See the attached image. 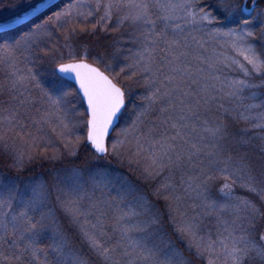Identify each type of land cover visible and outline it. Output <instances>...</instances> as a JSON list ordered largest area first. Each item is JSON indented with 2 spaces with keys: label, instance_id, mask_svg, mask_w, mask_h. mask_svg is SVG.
<instances>
[{
  "label": "snow or ice",
  "instance_id": "6c2138e0",
  "mask_svg": "<svg viewBox=\"0 0 264 264\" xmlns=\"http://www.w3.org/2000/svg\"><path fill=\"white\" fill-rule=\"evenodd\" d=\"M11 7L14 14L0 19V65L9 70L14 103L0 107V145L13 167L21 170L41 154L49 160L75 156L83 142L100 159L141 169L146 182L165 169L198 168L182 181L184 192H195L213 211L230 209L236 226L226 224L215 239L201 235L166 177L152 194L165 200L174 230L189 238L186 251L207 264H264V143L255 159L222 158L218 141L226 129L209 126L202 114L218 101L224 108L226 97L239 101L225 111L251 121L264 142V0H19ZM113 17L112 31L133 28L128 42L135 47L124 49L123 62L117 48L89 63L87 47L77 51L80 35L95 36ZM205 37L225 51L205 55ZM45 57L53 65L47 86L18 66ZM33 86L40 89L39 108ZM133 86L144 91L129 112ZM142 159L150 162L142 165ZM102 175L117 192L115 203L56 184L21 188L0 179V264H89L58 224L56 207L96 264H191L179 248L149 243L161 214L148 192L107 169ZM215 179L225 181L219 191L228 203L210 202ZM233 185L251 198L236 195Z\"/></svg>",
  "mask_w": 264,
  "mask_h": 264
},
{
  "label": "trees",
  "instance_id": "16d2710c",
  "mask_svg": "<svg viewBox=\"0 0 264 264\" xmlns=\"http://www.w3.org/2000/svg\"><path fill=\"white\" fill-rule=\"evenodd\" d=\"M209 2H211V0H209ZM115 23L116 20H113L112 23L108 25L107 29H98L95 36H90L87 34L80 35L79 39L81 43L77 51L82 52L84 50V47H87L89 56L88 62L92 63L95 57L98 55L109 56L113 53H116L117 48L121 49L118 55L121 58V62H123V57L125 55H129V53L124 51V49L135 47V45L128 42L130 39V34L133 32V28L128 24H125L119 31L114 32L112 31V27ZM257 37H259V32H257ZM60 43L61 45L64 44L63 37L60 38ZM253 43L259 45L260 41L257 38L253 41ZM63 54L65 57L67 56V49H63ZM58 56L59 53L57 54V57ZM19 65L23 67L24 72H27V70L30 68L32 70V73L35 75L36 80L39 81L42 85L47 86L51 84V72L53 70V65L49 61V58H43V62L36 60L31 63H20ZM98 66L103 70L102 64ZM4 68L6 67L4 66ZM0 77L2 76L0 75ZM33 88L34 94L36 95V87L33 86ZM38 90L40 94V89L38 88ZM143 91V88L133 86L132 96L129 102V112L131 111L132 105H138L140 103L138 96ZM217 103H219V101L213 103L207 111L202 110V114L203 117L208 120V122H212V126L221 125L226 129L224 139L218 141L220 148L223 150L221 153V157L227 158L229 155L232 156L233 154L232 157L237 158L239 156H244L245 154H247L250 159H255V157L259 153L262 143H264L259 138V130L252 128L251 121H243L241 119H238L236 112L225 111V109L236 108L240 103L239 101L230 100L226 97L223 100L224 108L217 107ZM244 103H248V101H244ZM127 119L128 116L121 119L120 125L124 126ZM204 159L207 160V157H204ZM111 161L112 162L109 163L107 158L100 159L91 151H86L84 144H82L76 157L70 162L66 164L60 163L55 167L50 164L51 166L45 165L43 167L36 168V181L39 182L38 175L40 173H43L45 171L52 172L56 169H61V171L69 170V172L71 173L76 172L81 174L80 176H82L81 178L84 180L83 185L87 186L86 189H88L89 185H91V183L88 182L89 177L95 174H99V176L102 175V170L104 169H107L113 175L119 174L121 176L127 177L129 178L130 182L136 184L141 190L148 192L149 198L153 201L154 205H156L155 210L161 214V224L154 227V235L149 238V243L158 244L161 248L164 249H166L169 245L174 246L184 252L185 257L191 262V264H206L204 260L194 258L188 253V251H186L189 238L181 237L179 233L174 230L172 222L168 219V209L164 207L166 203L165 200L163 198H158L152 194L154 189L157 188L161 182H164L165 178L167 177L169 179V182L175 188L176 194L180 195V188H183L185 186L182 181H186L188 179V175L193 173L191 172L192 168L185 167L181 170L176 169L173 173L165 169L163 174L161 175L162 177H160L162 179H152L146 182L143 179L142 175L139 176L141 174L140 169H137V171L134 172L126 165L118 164L115 160H112V158ZM49 178L51 180V175ZM61 178L63 179L65 177ZM62 179L60 181V184L62 182ZM216 182L217 183L215 184L211 183V185H209L211 197H216L215 199L217 201H224L225 197L220 193L219 188L225 181L219 179ZM238 188L239 186H237V189ZM236 193H238V191H236ZM107 196L114 203L117 192L110 191L107 193ZM54 211L57 216L58 224L64 229L75 248L81 251L85 255V257L88 258L89 264H96V257L89 250L87 244L82 239H80L78 231L74 227L70 228L67 218L64 217L63 213L59 211V208L54 209ZM190 214L191 212H188L187 216H189ZM173 215L176 216L177 220L180 219L178 213L174 212ZM191 217L192 216H190V219ZM198 222H201V217L198 218L197 223ZM48 235H52L51 231L48 232ZM49 242V240H44L42 243L44 245H47ZM51 258L52 255L50 254L49 259Z\"/></svg>",
  "mask_w": 264,
  "mask_h": 264
},
{
  "label": "rangeland",
  "instance_id": "374dc122",
  "mask_svg": "<svg viewBox=\"0 0 264 264\" xmlns=\"http://www.w3.org/2000/svg\"><path fill=\"white\" fill-rule=\"evenodd\" d=\"M19 0H0V19L10 17L14 14V10L11 7L13 4H17ZM98 18V17H94ZM93 18V19H94ZM113 20H116L115 17H113ZM123 28V27H122ZM116 32V31H115ZM207 40V43L205 47L207 48V52L205 55L212 56L215 53H220L221 51H225V49H222L219 45L218 42L208 40L207 37H205ZM81 48V47H80ZM0 107H5L9 103H14V101L11 100V94L9 92V87H10V80L8 76L9 70L7 68H4V65H0ZM19 68L24 72L23 67L18 65ZM3 67V68H2ZM38 88H36V95L34 94V88H31V95L32 97L36 98L37 103L35 107L39 108L41 107L40 103V95L39 94ZM80 111H83V107H80ZM33 115H38V113L33 112ZM209 126H212V122L209 121ZM81 135H86L84 132L83 128L80 130ZM83 144V142H82ZM81 144V145H82ZM17 146H21V142L17 141ZM134 150V149H133ZM210 150V149H209ZM233 156V154H232ZM75 156H70V155H65L63 158L58 159V160H49L46 159L42 154L38 155L37 158L32 161L31 163L25 161L24 167L21 170H17L15 167H13V157L11 154L6 153L5 150L3 149V146L0 145V179L4 181L8 180H15L18 182V184L23 188L25 185L29 184L30 182H37L36 181V168L43 167L45 165L53 166L55 167L58 164H66L70 162L72 159H74ZM224 157V156H223ZM204 159V157H202ZM207 160H205V165H207ZM108 162L111 161L110 156L107 158ZM112 162V161H111ZM109 162V163H111ZM150 161L143 160L141 161L142 165L149 163ZM51 164V165H50ZM168 171V169H166ZM176 169H173L171 172L173 173ZM199 169H192L191 172L192 174H198ZM141 171V169H140ZM164 170L161 172L160 175L155 176L154 180L162 179L161 175L163 174ZM69 174V175H68ZM50 175H51V180H50ZM81 174L76 173V172H69V170H54L52 172L50 171H45L43 173H40L38 175L39 182H43L47 184L49 187H51L53 184L58 185L61 189H64L66 192L67 191H78L81 195L85 197H91L92 199H104V200H109L111 201L107 193L110 191H116L114 188L111 186H105L103 183L104 177L103 175L95 174L91 177H89L88 182L91 183L89 185L88 189L87 186H84L83 184V179L80 176ZM141 176V174L139 175ZM65 177V178H61ZM62 179V182L60 184V181ZM219 179H215L212 181H209V185L211 183L215 184L217 183L216 181ZM228 183H231V180L227 181ZM238 185H233V191L236 195L238 196H244L251 198L252 194L248 193L245 189L239 187L237 189ZM184 188V187H183ZM183 188H180V205H181V211L188 214V212H191L189 216H187L188 219H190V216L194 217L195 215V222L197 223V220L199 217H201V222L197 223L200 228V234L201 235H211L213 239L217 237V235L223 231L224 227L230 226V227H235L232 222L235 219L232 211L230 209H225L223 211H220L219 209L213 211L212 209L208 208L204 201L202 199L196 198L195 192H192L191 194L184 192ZM238 191V193H236ZM216 198V197H215ZM214 198V196L210 197V202L211 201H217ZM53 202L55 201V196H53ZM87 203V199L84 201ZM220 203H228L226 198H224V201H217ZM115 203V202H114ZM55 209H58L56 207ZM56 214V213H55ZM191 217V218H192ZM194 251V249H193ZM205 263L207 264V261L204 260ZM258 264V262H250V261H245V264ZM217 264H223L222 260L217 261Z\"/></svg>",
  "mask_w": 264,
  "mask_h": 264
}]
</instances>
